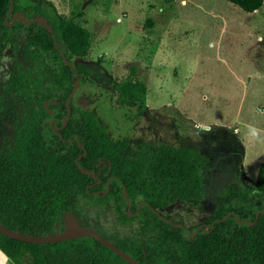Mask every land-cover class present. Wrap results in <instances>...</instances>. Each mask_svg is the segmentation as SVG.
<instances>
[{"label": "trees", "instance_id": "obj_1", "mask_svg": "<svg viewBox=\"0 0 264 264\" xmlns=\"http://www.w3.org/2000/svg\"><path fill=\"white\" fill-rule=\"evenodd\" d=\"M227 1L246 12L264 4ZM11 3L0 0V56L9 44L39 62L45 74L36 84L44 98L13 149L4 152L0 147V224L45 236L65 230L67 214L78 217L83 198L96 204L110 199L117 218L129 228L125 236L111 240L143 264H264V211L257 217L264 210V163L256 180L234 181L224 188L208 223L193 236L200 225L179 226L180 221L163 215L161 209L203 197L200 169L209 165L210 156L194 147L162 144L149 159L125 157L127 140H113L97 115L73 99L70 108L67 104L77 76L55 41L73 63L74 57L88 56L92 32L60 13L52 2L43 8H21L14 0L9 14ZM18 11L27 20L47 18L53 31L22 18L9 25L7 18L12 22ZM48 58L51 64L45 63ZM75 68L84 83L89 69ZM9 80L24 86L16 73ZM115 87L125 102L145 105L147 84L137 65ZM44 100H50L49 107ZM158 211L173 222L163 220ZM0 250L16 264H131L94 237L35 244L0 233Z\"/></svg>", "mask_w": 264, "mask_h": 264}, {"label": "rangeland", "instance_id": "obj_2", "mask_svg": "<svg viewBox=\"0 0 264 264\" xmlns=\"http://www.w3.org/2000/svg\"><path fill=\"white\" fill-rule=\"evenodd\" d=\"M48 2L92 32L88 56L73 60L89 74L72 99L94 112L113 140L128 141L125 157L149 159L162 144L210 156L200 169L203 197L179 200L161 209L163 215L189 228L204 226L227 185L256 180L264 163V4L246 12L227 0H18L21 8ZM45 63L51 64L50 58ZM133 65L147 84L145 105L125 102L115 87ZM13 73L24 86L18 80L10 84ZM41 74L40 63L27 52L4 45V152L28 129L44 98L36 84ZM79 210L80 224L110 239L129 231L110 199L96 204L83 198ZM0 264L16 263L0 250Z\"/></svg>", "mask_w": 264, "mask_h": 264}, {"label": "water", "instance_id": "obj_3", "mask_svg": "<svg viewBox=\"0 0 264 264\" xmlns=\"http://www.w3.org/2000/svg\"><path fill=\"white\" fill-rule=\"evenodd\" d=\"M11 1H12V3H11V8H10L9 14L13 11V8H14V0H11ZM17 18H22L23 22H25V23H31V22L39 21L42 25L46 26L50 31H53V29L48 24L47 18H45L43 16H37L36 18H34L32 20H27L24 12H22V11L16 12L12 22H9L8 18H7V23L9 25H12V23ZM55 39H56V37H55ZM55 45H56V48H58L61 51V54H62V57H63L64 61L68 65L71 66V68L74 70V72H75V74L77 76V82H76L75 88H74L73 92L70 94V96L67 99V104H68V106L70 108L69 102H70V100L72 99V97L74 95L75 89L81 83L79 81V75H78V72H77V70L75 68V65L68 60L65 51L59 48L57 40L55 41ZM84 172L85 173H89V171H86V170H84ZM123 188H124V196L127 199V201L129 202V198H128L127 192H126V186L124 185ZM262 211H264V210L258 211L257 217L260 215V213ZM130 214H132V213H130ZM158 214L161 216V218L163 220L173 222L172 220H170L167 217L163 216L160 211H158ZM226 217L227 216H225L224 219ZM66 218H67V222H66L65 230L56 231L53 234H47L45 236H38V235L31 234V233H25V232H23L21 230H13V229L8 228L4 224H0V233L4 234L6 236H9V237L15 238V239H19V240H22V241H25V242H30V243H35V244L53 243V242H58V241H63V240L80 238V237H94L98 241H100L103 245L109 247L115 253L121 255L129 263H131V264H143V263L139 262L136 258H134L131 254H129L128 252H126L125 250L120 248L111 239H109L106 236H104L97 229H95L93 227H90V226H85V225L80 224L79 221H78V218H77V216L75 214L68 213ZM239 222L244 223L246 221H240L239 220ZM177 225L182 226L184 224H177ZM202 227H203V225H200L199 228L195 232L192 233V235L194 236L198 232V230L200 228H202Z\"/></svg>", "mask_w": 264, "mask_h": 264}]
</instances>
